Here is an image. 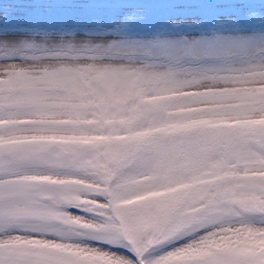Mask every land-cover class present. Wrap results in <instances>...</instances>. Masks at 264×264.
<instances>
[{
	"label": "snow or ice",
	"instance_id": "obj_1",
	"mask_svg": "<svg viewBox=\"0 0 264 264\" xmlns=\"http://www.w3.org/2000/svg\"><path fill=\"white\" fill-rule=\"evenodd\" d=\"M0 264H264V0H0Z\"/></svg>",
	"mask_w": 264,
	"mask_h": 264
}]
</instances>
